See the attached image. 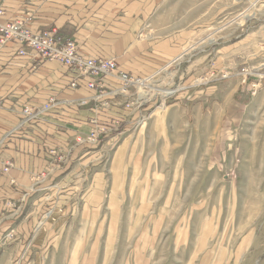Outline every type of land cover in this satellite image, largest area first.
<instances>
[{
    "label": "rangeland",
    "instance_id": "rangeland-1",
    "mask_svg": "<svg viewBox=\"0 0 264 264\" xmlns=\"http://www.w3.org/2000/svg\"><path fill=\"white\" fill-rule=\"evenodd\" d=\"M156 20L160 37L188 38L190 46L155 78L160 89L151 92L140 122H124L89 150L96 165L76 171L68 186L73 194L64 195L50 224L65 230L49 238L42 264H76L75 251L82 263L90 244L89 214L95 213V231L103 223L109 227L102 202L106 183L123 210L122 219L112 220L120 236L109 242L116 237L120 244L107 264H264V115L218 146L216 115L199 124L182 106L168 107L170 101L196 103L200 90L229 81L223 75L259 67L251 64L264 56V0H166ZM215 147L223 153L215 154ZM99 162L106 164L103 174ZM113 163L114 187L106 170ZM146 179L151 186L145 192ZM150 210L148 219L140 218ZM106 238L99 240L100 264H106Z\"/></svg>",
    "mask_w": 264,
    "mask_h": 264
},
{
    "label": "crops",
    "instance_id": "crops-1",
    "mask_svg": "<svg viewBox=\"0 0 264 264\" xmlns=\"http://www.w3.org/2000/svg\"><path fill=\"white\" fill-rule=\"evenodd\" d=\"M165 2L0 0V8L5 12L0 17V24L19 20L28 22L33 31L56 29L75 41L80 53L88 58L116 59L122 71L141 78H159L190 46L188 38L179 42L175 36L160 37L157 33L156 18ZM18 50L13 44L0 50V167L12 164L9 173L0 177V242L8 234L13 235L7 245L0 248V264H42L40 255L46 253L49 238L55 234L58 237L65 230L60 227L52 230L50 224L54 212L60 214L64 195L73 194L69 193L72 187L68 186L77 177L76 171L95 167L94 156H90L93 151H89L93 147L77 145V138L89 135L95 118L104 123L123 118L128 127L140 122L143 111L114 106L96 111L95 102L81 106L82 100H94L96 96V92L86 87L85 81L77 80L76 74L58 62L41 61L30 50L27 55L19 56ZM251 65H259L252 67L260 74V79H256L259 83L255 95L250 86L240 85L239 72H234L229 81L215 80L217 82L200 90L196 103L193 99L187 104L176 102L168 107L182 106L185 111L189 110L191 119H199V124L205 116L211 119L213 114L216 115L214 126L221 139L219 146L225 136L241 130L249 122H258L264 115V56ZM75 81L77 88L72 87ZM109 84L115 85L114 81ZM50 98L56 99V105L43 111ZM112 100L111 96L105 99L113 105ZM26 108L38 116L27 120ZM214 153L222 154L223 150L216 148ZM99 164L100 174H103L106 164ZM101 165H105L104 168ZM116 165L110 164L106 169L111 173L112 187L117 178ZM216 165L222 166L221 161ZM128 168L123 166L122 171ZM108 186L106 183L102 202L106 199L109 227L103 223L95 231V213L89 214L90 244L80 257L81 264H100L102 243L99 240L102 236L107 237L106 255L103 253L106 264L120 244L116 237L113 243L109 242L114 236H120V226L112 220L122 219L123 210H119L122 203L114 197V191L108 194ZM150 186L147 179L141 185L145 192ZM115 205L116 210H111ZM150 205L143 204L144 207ZM149 213L152 215L150 210L140 218L148 219ZM95 234L100 237L94 238ZM51 246L49 244L48 248ZM74 260L79 264L76 251Z\"/></svg>",
    "mask_w": 264,
    "mask_h": 264
},
{
    "label": "built area",
    "instance_id": "built-area-1",
    "mask_svg": "<svg viewBox=\"0 0 264 264\" xmlns=\"http://www.w3.org/2000/svg\"><path fill=\"white\" fill-rule=\"evenodd\" d=\"M4 15V10L0 8V17ZM8 44H13L19 48L17 53L19 56L27 55V50H30L39 60L58 62L69 72L76 74L77 80L85 81L86 87L96 92L94 100H82L80 105L87 106L95 102L93 105H95L96 111L101 110L102 107L110 108L112 106L123 107L126 110H141L151 102V92L160 89L159 82L155 78L136 77L122 71L116 59L88 58L82 55L77 43L61 35L56 29L33 31L28 22L19 20L0 24V50ZM255 72V70L250 72V69L247 68L242 69L239 73L242 86H250L253 95L258 89L259 82L256 79H260V74ZM226 78L229 76L223 75L221 79ZM112 81H114V86L109 84ZM72 87L77 88V81L72 84ZM109 96L114 98L112 100L113 105L105 101ZM56 103L55 98H50L43 111L51 110ZM98 103H101L100 107L97 106ZM24 114L27 120L38 116V114L32 115L30 108H26ZM124 122L123 118L114 119L109 123H104L99 118H95L92 120V129L89 135L85 138H77L76 143L79 146H93L101 143L114 134ZM11 167L12 164L10 163L0 167V177L8 174ZM12 237V233L8 234L0 242V248L5 247L7 241Z\"/></svg>",
    "mask_w": 264,
    "mask_h": 264
},
{
    "label": "bare ground",
    "instance_id": "bare-ground-1",
    "mask_svg": "<svg viewBox=\"0 0 264 264\" xmlns=\"http://www.w3.org/2000/svg\"><path fill=\"white\" fill-rule=\"evenodd\" d=\"M247 17H248V16H247ZM163 93H164V96H165V97H167V95L170 96V94H171L169 91H164ZM165 94H166V95H165Z\"/></svg>",
    "mask_w": 264,
    "mask_h": 264
},
{
    "label": "trees",
    "instance_id": "trees-1",
    "mask_svg": "<svg viewBox=\"0 0 264 264\" xmlns=\"http://www.w3.org/2000/svg\"><path fill=\"white\" fill-rule=\"evenodd\" d=\"M176 102H177V101H176ZM174 103H175V101H170V102H168L169 105L174 104Z\"/></svg>",
    "mask_w": 264,
    "mask_h": 264
}]
</instances>
